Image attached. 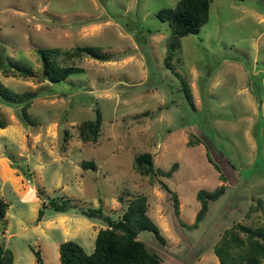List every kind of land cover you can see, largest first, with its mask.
I'll use <instances>...</instances> for the list:
<instances>
[{
    "label": "rangeland",
    "instance_id": "374dc122",
    "mask_svg": "<svg viewBox=\"0 0 264 264\" xmlns=\"http://www.w3.org/2000/svg\"><path fill=\"white\" fill-rule=\"evenodd\" d=\"M176 1L0 0V51L32 73L0 72V83L37 94L27 108L32 125L19 120V105L0 101V198L7 204L0 241L11 264H34L30 247L43 264H60L56 246L64 240L90 253L105 223L77 208L100 206L118 218L139 194L162 242L149 231L137 237L162 264H219L212 245L225 229L264 226V0H209L199 31L171 38L156 12ZM171 39L177 48L166 68ZM74 46H97L112 58L66 60L83 71L45 80L36 49ZM95 109L99 136L82 142L76 126ZM141 152L155 169L175 164L171 175H139L133 157ZM159 180L173 192L176 212ZM218 186L223 193L195 226L196 193ZM60 196L75 208L43 207Z\"/></svg>",
    "mask_w": 264,
    "mask_h": 264
},
{
    "label": "trees",
    "instance_id": "16d2710c",
    "mask_svg": "<svg viewBox=\"0 0 264 264\" xmlns=\"http://www.w3.org/2000/svg\"><path fill=\"white\" fill-rule=\"evenodd\" d=\"M209 0H177L172 7H163L157 10L156 16L166 21L170 31V37H181L187 34H195L206 22L208 17ZM177 48L176 41L168 42L164 57V66L170 68L169 61ZM59 51L62 56L59 57ZM42 74L49 83L63 81L66 77L74 73H81L83 68L75 65L63 63L66 60L79 59L86 56L100 61H108L112 58L110 54L103 53L97 46H74L60 50L58 47L37 48ZM6 61L7 65H3ZM0 72L3 76L28 77L32 73L27 66H23L9 57H4L0 51ZM174 74L180 78L181 88L187 102L192 106L190 92L179 73ZM37 94L31 91L16 93L9 90L0 83V101L8 104L19 105L18 118L26 125H32L33 120L27 113L31 100ZM100 113L95 109L94 118L85 120L77 124V137L82 142L94 143L100 130ZM6 125L5 121H0V128ZM64 139H67L64 132ZM81 168L94 169L91 161H82ZM175 164L167 170L155 169L148 152L137 153L133 157V168L141 176L168 177L171 175ZM217 168V166H216ZM159 184L173 197V192L168 186L159 180ZM38 191V190H37ZM224 191V186H218L212 191L199 190L196 198L199 209L195 216L194 225L202 219L208 207V201L215 200ZM40 196V192H37ZM257 203L260 200H256ZM54 212H64L75 208V204L67 197L47 198L46 204ZM173 207L176 212V200L173 197ZM7 204L0 198V221L2 222ZM78 212L87 217L100 219L105 223V227L96 230L93 239V248L90 253H86L83 248L72 240H64L57 246L58 259L60 264H162L161 258L154 252L147 249L146 245L137 237L140 231H149L154 238L162 242V236L158 227L148 217L146 210V198L144 195H134L127 199L124 210L118 218H110L104 214L101 207L83 208L78 207ZM41 216L38 211L37 219ZM34 256V264H43L40 251L30 247ZM212 252L216 256L219 264H264V226L258 225L250 227L241 223H236L232 227L225 229L219 238L212 245ZM0 264H11V255L3 248L0 241Z\"/></svg>",
    "mask_w": 264,
    "mask_h": 264
},
{
    "label": "water",
    "instance_id": "95a60500",
    "mask_svg": "<svg viewBox=\"0 0 264 264\" xmlns=\"http://www.w3.org/2000/svg\"><path fill=\"white\" fill-rule=\"evenodd\" d=\"M36 77L41 78V74L36 75ZM0 223H1V221H0Z\"/></svg>",
    "mask_w": 264,
    "mask_h": 264
},
{
    "label": "crops",
    "instance_id": "0c3cea01",
    "mask_svg": "<svg viewBox=\"0 0 264 264\" xmlns=\"http://www.w3.org/2000/svg\"><path fill=\"white\" fill-rule=\"evenodd\" d=\"M5 126H6V125H5ZM5 126H4V127H5ZM4 127H3V128H4ZM57 246H58V244H57ZM57 246H56V248H57Z\"/></svg>",
    "mask_w": 264,
    "mask_h": 264
}]
</instances>
